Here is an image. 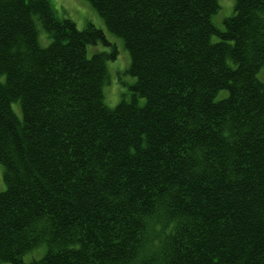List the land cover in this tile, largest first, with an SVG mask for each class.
<instances>
[{
    "label": "trees",
    "instance_id": "trees-1",
    "mask_svg": "<svg viewBox=\"0 0 264 264\" xmlns=\"http://www.w3.org/2000/svg\"><path fill=\"white\" fill-rule=\"evenodd\" d=\"M82 1L114 108L103 29L0 0V262L264 264V0Z\"/></svg>",
    "mask_w": 264,
    "mask_h": 264
},
{
    "label": "rangeland",
    "instance_id": "rangeland-1",
    "mask_svg": "<svg viewBox=\"0 0 264 264\" xmlns=\"http://www.w3.org/2000/svg\"><path fill=\"white\" fill-rule=\"evenodd\" d=\"M220 4V10L218 14L214 17V24L223 29L224 21L230 18L234 14V8L236 0H218ZM56 8L59 10V15L61 17L69 18L73 20L79 30H84L87 28L89 23L94 24L97 28L103 29L108 35L109 40L117 46L118 58L115 62L109 63V76L110 82L107 88H105V103L108 107H116L122 99V95L129 92V85L133 84L135 80L130 76L124 77V74L128 67L130 66V57L126 51L122 41L118 38H114L109 35L106 29L105 23L98 13L92 8L87 2L82 0H52ZM111 38V39H110ZM41 40L49 42L44 35ZM44 42V41H43ZM109 48L103 45L91 46L89 47V56L96 52L108 51ZM117 77V78H116ZM120 79H125L123 83H120ZM14 110L19 113V106L14 105ZM6 189L4 182V169L0 164V193L4 192ZM42 250V249H40ZM43 251V250H42ZM41 251L33 252L25 257V262H31L33 259L40 258ZM43 255V254H42ZM0 264H5L1 263Z\"/></svg>",
    "mask_w": 264,
    "mask_h": 264
}]
</instances>
